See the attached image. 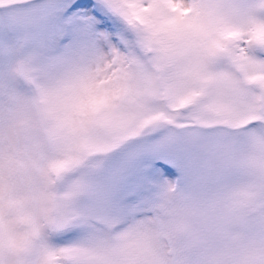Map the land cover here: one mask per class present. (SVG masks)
I'll return each mask as SVG.
<instances>
[{"label":"snow or ice","instance_id":"1","mask_svg":"<svg viewBox=\"0 0 264 264\" xmlns=\"http://www.w3.org/2000/svg\"><path fill=\"white\" fill-rule=\"evenodd\" d=\"M0 264H264V0H0Z\"/></svg>","mask_w":264,"mask_h":264}]
</instances>
